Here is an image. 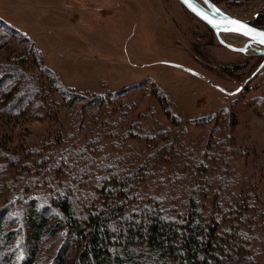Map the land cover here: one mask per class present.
Here are the masks:
<instances>
[{"label": "rangeland", "instance_id": "obj_1", "mask_svg": "<svg viewBox=\"0 0 264 264\" xmlns=\"http://www.w3.org/2000/svg\"><path fill=\"white\" fill-rule=\"evenodd\" d=\"M212 2L253 25L256 15H264V0ZM0 17L34 42L15 36L12 45L19 59H25L27 70L41 83L57 79L74 93L63 95L56 83L52 90L46 88L45 98L50 103L39 120L0 114V209L11 203L8 200L13 195V213L22 206L19 192L11 188L22 165L17 161L22 150H33L49 141H60L63 148L87 146L92 135L100 133L96 145L105 146L108 153L121 139L114 137L119 131L144 158L170 143L162 140L169 136L159 135L161 130L176 134L183 127L193 136L213 131L216 142L217 136L227 137L236 171L264 203V56L224 47L178 0H0ZM224 40L237 47L247 43L245 38L242 42ZM5 56L6 49H0V61ZM174 64L196 70L213 85ZM122 89L123 95H115ZM161 90L167 100L160 96ZM77 93L86 95L84 100H79ZM107 94L114 97L106 98ZM96 96L100 100H93ZM170 108L182 117L180 127L172 125ZM90 111L101 112L98 123L89 118ZM70 115L76 116L71 125ZM204 117L208 118L204 123L188 122ZM104 121H109L105 127L100 124ZM75 131L78 134L72 139L70 134ZM33 171L32 165L24 173L29 176ZM54 225L43 236L38 264H48L64 241L53 230ZM16 244L15 250L24 254L22 242L16 239ZM80 248L72 246L66 264H76Z\"/></svg>", "mask_w": 264, "mask_h": 264}, {"label": "trees", "instance_id": "obj_2", "mask_svg": "<svg viewBox=\"0 0 264 264\" xmlns=\"http://www.w3.org/2000/svg\"><path fill=\"white\" fill-rule=\"evenodd\" d=\"M254 23L264 25V15ZM15 36L35 45L0 17V49H6L0 61V114L39 120L50 103L45 97L52 84L63 95L74 93L57 79L41 83L28 71L25 59L21 61L12 47ZM46 70L54 75L51 68ZM124 93L122 89L115 95ZM160 96L168 99L163 90ZM169 111L172 125L180 127L182 117ZM100 113L88 115L98 123ZM75 120L70 115V125ZM166 131L159 135L169 136L162 140L170 143L144 158L119 131L114 137L121 139L108 153L105 146L96 145L100 133H94L87 146L63 148L60 141H49L22 150L17 160L22 165L11 183L22 206L13 213V195L0 209V264H38L40 244L52 223L64 241L48 264H66L74 244L81 247L76 264H264V203L236 171L231 142L221 136L218 143L213 141V131L201 136L191 135L186 127L176 134ZM32 165L35 171L27 176ZM16 239L24 254L15 250Z\"/></svg>", "mask_w": 264, "mask_h": 264}, {"label": "water", "instance_id": "obj_3", "mask_svg": "<svg viewBox=\"0 0 264 264\" xmlns=\"http://www.w3.org/2000/svg\"><path fill=\"white\" fill-rule=\"evenodd\" d=\"M193 16H195L196 18H198L200 21H202L204 24H206L208 27H210L213 32L216 34L218 41L220 42L221 45H223L224 47L228 48L231 51L234 52H240V53H244L247 54L249 50L254 51L257 55L259 56H264V44L259 43V38L257 39H252L249 36L243 35L241 34L243 30L238 29L237 25L234 24H230L229 20H236V21H240L243 24L249 25L251 28L255 29L258 32H262L264 31L263 28L257 27L255 25H252L249 20H241L225 11H223L222 9H220L214 2H212L211 0H190V4L192 5V7H189L187 4L184 3V0H178ZM193 8L198 9L199 11L205 13L206 15H208L213 23H209L206 19H204L202 16L198 15L196 11H193ZM219 9L220 12L216 13L215 9ZM223 33H231V34H237L242 36L243 38H245L247 40V43L243 46V47H237L234 45H231L230 43H228L227 41H225L223 39V37L221 36V34ZM264 65V63L262 64ZM175 67L186 71L196 77H199L201 79L206 80L208 83L212 84V81L210 79H208L207 77H205L204 75H202L201 73L197 72L196 70H193L189 67H186L184 65L181 64H174ZM257 73L254 74V76ZM217 89H219L220 91H222L223 93L228 94L229 92H227L224 88H222L221 86L218 85H214Z\"/></svg>", "mask_w": 264, "mask_h": 264}, {"label": "snow or ice", "instance_id": "obj_4", "mask_svg": "<svg viewBox=\"0 0 264 264\" xmlns=\"http://www.w3.org/2000/svg\"><path fill=\"white\" fill-rule=\"evenodd\" d=\"M206 2H207V0H206ZM184 3L187 4L189 7H192V5L190 4V0H184ZM193 11H196L198 15L202 16L209 23H213L212 19L208 15H206L205 13L199 11L196 8H193ZM215 12L219 13L220 10L217 8V9H215ZM229 23L237 25L238 29L243 30L241 34L249 36L252 39L259 38V43L264 44V31L258 32L255 29L251 28L249 25L243 24L242 22L236 21V20H229Z\"/></svg>", "mask_w": 264, "mask_h": 264}, {"label": "bare ground", "instance_id": "obj_5", "mask_svg": "<svg viewBox=\"0 0 264 264\" xmlns=\"http://www.w3.org/2000/svg\"><path fill=\"white\" fill-rule=\"evenodd\" d=\"M221 36L228 41H232L233 39L236 40V42H242L244 40L242 36L240 37V35L238 36L237 34L223 33Z\"/></svg>", "mask_w": 264, "mask_h": 264}, {"label": "flooded vegetation", "instance_id": "obj_6", "mask_svg": "<svg viewBox=\"0 0 264 264\" xmlns=\"http://www.w3.org/2000/svg\"><path fill=\"white\" fill-rule=\"evenodd\" d=\"M258 15H256V17H257ZM256 17H255V19H256ZM250 22V21H249ZM251 23V22H250ZM252 24V23H251ZM253 25V24H252Z\"/></svg>", "mask_w": 264, "mask_h": 264}]
</instances>
